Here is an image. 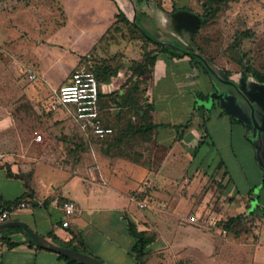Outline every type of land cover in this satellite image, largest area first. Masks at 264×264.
I'll use <instances>...</instances> for the list:
<instances>
[{"label": "rangeland", "instance_id": "374dc122", "mask_svg": "<svg viewBox=\"0 0 264 264\" xmlns=\"http://www.w3.org/2000/svg\"><path fill=\"white\" fill-rule=\"evenodd\" d=\"M126 1L130 3L140 28L145 21L144 26L150 34H160V37L168 40H173L174 37L175 47L183 50L192 45L197 53L207 60L204 62L201 59L203 64L189 67L185 58L188 56H185L174 62L179 65L178 68L173 67L170 56L163 54L164 57L161 58L165 61L160 58L157 61L153 76L156 86L154 85L151 99L156 101L159 112L165 109L170 116L181 115L184 123L195 108L192 101L195 99L197 110L194 118L189 119V123L199 139L204 135L206 125L208 140L194 157L182 146L176 145L169 154L168 162L164 164L165 172L172 177L171 181L176 180V175L181 173L195 174L197 169L199 176L186 178L178 185L158 181L156 188L148 189L155 198H158L163 188L171 193V197L179 195L182 189L188 190L190 197L199 195V199L207 194L208 200L213 195L203 217L213 216L212 219L218 221L248 212L252 200L247 194L251 191L257 198L255 202L264 206V189L260 185L264 177V110L255 99L258 82L251 75L243 81V65L250 66L264 75V0H174V6L172 0H165L167 11L181 5L195 14L202 15L207 4L212 8V15L207 18V23L193 39L191 34L189 40L192 41L189 42L186 41L187 30L178 28L172 15L163 14L160 10H151L152 6L148 7V2L139 4L136 0ZM100 3V0H0V65L2 69L5 66L7 80L6 88L2 91L7 97L22 96L16 102V118L24 127H31L33 132L41 135L42 144L58 145L59 152L51 153L54 156L60 154L62 163L70 162L75 169L89 153L75 154L73 150L69 153L68 149H73L69 145L77 144V138H73L76 130L70 126L68 131L67 126L58 120L57 113L48 110L54 91L59 89L62 82L69 81L77 69L85 66V59H90L91 55V59L95 61L105 59L99 56L105 55L109 59L114 56L125 63L126 68L121 69L123 75L118 88L122 87L130 80L129 64L134 60H141L143 55L142 43L131 40L127 27L119 20L115 23H98L100 19L96 12L103 8ZM131 11L129 9L130 14ZM162 15L173 22V27L167 24V28H160L156 34L155 27L160 25ZM114 17L118 18L117 15ZM146 22L156 23L147 27ZM190 73L195 76L189 78ZM32 74L37 76L35 80L30 78ZM116 76H112L110 81H114ZM148 88L149 84L147 93ZM206 96L209 100L204 98ZM218 96L230 99L225 104H214L213 99ZM27 97L33 98L37 103L38 113H35L33 106L26 100ZM203 106L207 109L205 112ZM221 109L224 112L222 118L219 116ZM119 111H111L110 114L116 115ZM44 116L47 120L43 119ZM164 116L166 117V114ZM229 116L235 120H230ZM245 120L247 123H244ZM124 143L119 149L125 156L136 159L152 156V142L146 143L141 137H137ZM97 152L101 157L105 153L99 149ZM220 162L224 163L223 173L226 170L229 172L224 181H230L227 195L233 198L228 203L225 202L227 205L223 207V213L220 212L223 203L219 198L224 192L223 184L219 186V183L205 175L213 173ZM135 169L136 176L130 179L128 187L138 190L144 187L145 175L138 174L140 168ZM189 181L192 183L187 185ZM147 197H141L140 200ZM135 211L138 218L142 211L136 207ZM198 212L200 213L199 210ZM214 212H219V215L213 214ZM263 223L256 215L247 225L249 234L242 235L239 239H234L230 234L215 233L208 227L198 225L197 229L205 234L198 238L203 241L216 238L221 240V243H248L257 239L259 230V244L251 264H264ZM206 250H203L204 258H197L196 264H239L248 253L242 246L224 247L222 244L213 255L210 250ZM159 262L156 257L150 264H160Z\"/></svg>", "mask_w": 264, "mask_h": 264}, {"label": "crops", "instance_id": "0c3cea01", "mask_svg": "<svg viewBox=\"0 0 264 264\" xmlns=\"http://www.w3.org/2000/svg\"><path fill=\"white\" fill-rule=\"evenodd\" d=\"M172 1V5L174 6V2L176 1ZM100 2V4H103V8L98 13L96 12L100 19L98 23H115L119 18L114 16L119 11L123 12L129 21L137 23V18L134 17L130 8L131 5L126 0H121V2L119 0H100ZM147 2L148 7L152 6L151 10H157V12L160 10L163 14L172 15L170 13L171 10L167 11L165 9V0H163V8L165 10L159 8L153 1ZM148 7L146 8L149 9ZM183 7L180 5L177 8L182 9ZM129 9L132 12L131 14L129 13ZM145 13L147 14V12ZM165 18L163 16L159 26L153 25L154 27L156 26V34L160 28H167V24L173 27V22ZM155 23L146 22V25L148 27V25ZM144 24L145 21H143V26L141 25L142 29L155 42L167 47L180 49L179 47H175L176 41H174V37L173 40H168L160 37V34L154 36L150 34ZM189 39L190 37L187 33L186 41H191ZM181 40L183 44L184 38ZM100 53L103 54V52ZM162 55L158 59H162L164 57ZM164 55L169 56L167 54ZM99 56L100 58H107L105 55ZM185 58L189 67H193L190 57ZM170 59L173 60V67L178 68L179 65L174 63L179 61L177 60L178 58L170 56ZM163 60L165 61V59ZM3 68L0 65V197L3 202L11 203L27 191L24 181L20 178L10 177L8 175L9 171L14 175H31L30 184L34 190V194L33 199L26 201L27 208L15 211L8 221L0 225L11 222L23 223L37 234L54 243L56 241H71L73 233L80 234L86 244L87 253L103 261L105 264H137L133 252L135 243L128 233V221L131 220L136 224L139 231H153L158 235L156 241L149 247L152 252V258L147 264L153 262V259L156 257L159 258L160 264H196L197 258H204L203 250H210L213 255L221 244L224 247H244L249 253V257L247 253L245 258L240 260L239 264H251L252 258H255L257 244H259V230L257 239L255 241H248V243L245 241H222L221 243V240H216V238H212L209 241L199 240L198 237L205 234L199 231L197 229L198 225L191 223L189 218L191 214H198L203 217V213L207 210L208 203L213 198V195H211L208 201L206 200L207 194L199 199V195H192L190 197L189 191L182 189L179 195L171 197V193L166 188H163L158 198H155L153 193L148 189L150 187L144 185V187L138 190L128 187L130 179L136 176L135 168L141 169L138 173L139 175H145L143 182L145 183V181L150 180L154 183L153 187L155 188L158 181L162 183L166 181L169 184L178 185L182 184L186 178H195L200 175L199 169H197L195 174L188 172L181 173L176 175V180L173 179L171 181L172 177L165 172L164 167V164L168 162V158L170 157L169 154L176 145L182 146L187 153L193 154V157L194 154L196 156L197 152H199L200 141L206 133H204L200 140L198 135L195 134L192 124L189 123V119L194 118V113L197 110L195 99L192 100L195 108H193V112L190 113L188 119L184 118L186 119L184 123L181 120V115L170 116L165 109L159 112L156 101L151 99L155 105L153 114L154 123L158 125V128L154 130L152 140V156L136 159L130 156L119 155L120 149L117 147L111 149L109 153H104L103 157H101L97 150L94 149L89 152V155L85 156L84 160L77 165L78 168L75 169L73 168L74 165L70 164V162L69 164L62 163L59 158L60 154L54 156L51 153L55 151L59 152L58 145H45L36 141V136L39 134L33 132L31 127H24L23 123L16 118L14 114L15 106L18 104L16 102L22 96L7 97L4 94L5 92L2 90L6 88L7 80L5 66ZM154 72L155 68L152 75L144 77V80H147L149 84L147 95L150 98L153 95L154 85L156 86L154 84L156 83L153 77ZM122 75L123 72L120 70L116 78H114L117 88L121 82ZM194 76L195 74L190 73L188 77L192 78ZM64 82L67 83L68 81ZM64 82L59 87L65 84ZM214 98H218V103L220 104L219 96ZM26 100L33 106L35 113H38L37 103L33 101L34 99L27 97ZM117 111H119V108H112V112L116 113ZM164 114H166V117ZM223 114L224 112L221 109L219 116L222 118ZM57 116L59 117L58 120H62L68 114L64 111H59ZM34 117L35 124H37L36 114ZM229 118L230 120H235L230 116ZM43 119L47 120L46 116ZM186 125L185 129L178 131L177 127ZM243 125L245 126V124ZM207 140L208 138L205 139V143ZM221 163H219L213 173L205 175L215 180L214 182L217 184L227 185L226 188H223L224 192L219 197L223 203L220 207V212L223 213V207L233 198L227 195L230 181L225 183L224 180L227 178L229 172L226 170L223 173L222 168L224 166L219 167ZM221 176H223L222 179H220ZM263 178L260 184L262 189H264ZM191 183L192 181H189L187 185ZM145 192L149 193L147 199L140 200L141 195ZM252 193L251 191L247 194L252 200L251 208L253 209L257 205L264 208L259 202H255L257 198ZM195 197L200 201L196 200ZM194 199L195 203H193ZM258 199H260V195ZM65 201H73L77 205L76 214L70 218L66 217L61 209V205ZM142 201H148L149 207L141 209L139 205ZM226 201L227 203H225ZM135 207L142 211L138 218L135 214ZM151 207L153 209H150ZM213 214L219 215V212H214ZM67 219L70 221V226L64 228L62 223ZM260 219L264 222L263 216ZM51 235L55 237V241L51 238ZM4 238L8 239L11 243H16V246L9 247L4 242ZM31 241L33 240L30 236L20 227L14 226L3 231L0 234V264H70L68 261L60 258L58 254L49 250L39 249L37 246L32 245Z\"/></svg>", "mask_w": 264, "mask_h": 264}, {"label": "trees", "instance_id": "16d2710c", "mask_svg": "<svg viewBox=\"0 0 264 264\" xmlns=\"http://www.w3.org/2000/svg\"><path fill=\"white\" fill-rule=\"evenodd\" d=\"M147 1H153L159 8L165 10L163 8V0H136V2L139 4ZM205 9L206 11L202 15L195 14L186 7H183L182 9L174 7L170 11V13L172 15L187 13L199 19L197 28L194 30V32H192L191 38L193 39L197 32L200 31L202 27L207 23V18L212 15V8L208 4L205 6ZM117 16L119 18V21L127 27V30L130 34V39L142 43V58L138 61L134 60L131 62V64H129L130 66L128 65L129 71L131 73L128 83L122 87H119L112 96L102 98L100 101V115L102 121L105 126L112 127L114 129V136L111 140H97L90 131L82 130L80 124L69 115L66 116V118L60 120V122H62V125L67 126L66 129L68 131L70 126H72L74 130H76V137L74 136L73 138H77L78 145H69L73 148L71 150L68 149L69 153L72 152V150L75 154L87 152L89 153L94 149H99L100 151L109 153L111 149L120 147L122 143L125 144L124 142H130L137 137H141L142 140L146 141V143L152 142L154 137V130L158 128V125L154 123L153 114L155 105L150 96L147 95L148 81L144 80V77L153 74L158 57L161 54H167L173 58H183L185 56H189L193 67L199 63L203 64L202 60L204 62H207V60H205L201 54L197 53L192 45H190L187 50L164 46L161 43L155 42L153 39H151L145 33V31L138 26L137 23L129 21L125 17L123 12L119 11ZM242 35L247 36L246 34ZM91 57H89L90 59L88 60L85 59V66L82 67H85L89 72H92L97 77L99 82H109L112 76L117 75L122 68H126L125 63L120 61L119 58L116 59L114 56L110 59L105 58L99 61H95V59H91ZM241 64H243V60L241 61ZM243 69L245 74L244 77L247 78L248 75H251L258 83L264 84L263 74L247 65H243ZM205 71L209 74L207 70ZM204 98L209 100L207 96ZM213 102L214 104L215 102L218 103V98H214ZM113 107H117L120 109L118 114H110ZM203 109L204 111L207 110L205 106H203ZM50 112L58 113L59 111ZM186 127L187 125L177 127V129L178 131H181ZM204 129V133H206V135L200 141L198 148H200L201 145L205 143V139L208 138V131L205 125ZM118 153L119 155L121 154L125 156L124 153H121V151ZM222 166H224L223 163H221L219 167ZM8 175L12 178L22 179L27 191L24 193V195L11 203L3 202L0 197L1 211L26 202L28 201V199H33L34 194V190L32 189L30 184L31 175H14L11 171L8 172ZM219 186H221V184H219ZM226 187L227 185H222V189ZM148 195L149 194L145 192L141 195V197L145 198ZM256 215L259 217H264V208L260 205H257L253 209L250 206L248 208V212L246 213H241L236 216H231L229 218L219 220V230H210L213 232L215 231V233L218 232L219 234H222V230H226L227 234H230L234 239H239L242 237V235L249 234L250 231L247 225L254 220ZM128 233L133 238L135 243L133 252L135 254L136 263L147 264L148 261L152 258V252L149 247L156 241L158 237L157 233L153 231H139L136 224L131 220L128 221ZM72 236L73 239L71 241H56L55 243L64 247L87 253V247L81 235L73 233ZM51 238L55 241V237L53 235H51ZM4 242H6L9 247L16 246V243H11L8 239L5 238ZM74 243L77 245H75ZM31 244L37 246L33 241H31ZM59 256L60 258L68 261L70 264H81L62 255Z\"/></svg>", "mask_w": 264, "mask_h": 264}, {"label": "built area", "instance_id": "2783aa9c", "mask_svg": "<svg viewBox=\"0 0 264 264\" xmlns=\"http://www.w3.org/2000/svg\"><path fill=\"white\" fill-rule=\"evenodd\" d=\"M30 78L35 80L37 76L32 74ZM116 90L117 86L115 81L99 82L92 72H89L85 67H81L73 73L67 83L61 85L54 92L52 102L49 104L48 109L53 112L64 111L80 124L82 130L90 131L99 141H108L113 138L114 129L104 125L100 115V101L102 98L112 96ZM36 141L42 142L43 137L37 135ZM144 185L153 188L154 183L147 180ZM27 207V203L23 202L1 211L0 224L8 221L15 211ZM139 207L146 209L149 207V202L142 201ZM61 209L66 217L70 218L76 214L77 205L73 201H65L62 203ZM189 220L193 224L208 227L215 231L219 230L218 219L193 214ZM62 226L68 228L70 221L68 219L65 220ZM221 233L226 235L227 231L222 230Z\"/></svg>", "mask_w": 264, "mask_h": 264}, {"label": "water", "instance_id": "95a60500", "mask_svg": "<svg viewBox=\"0 0 264 264\" xmlns=\"http://www.w3.org/2000/svg\"><path fill=\"white\" fill-rule=\"evenodd\" d=\"M173 19L175 20L178 28H184L187 30L189 37L191 36L192 32L197 28L199 24V19L193 17L187 13H180L178 15H172ZM246 77H243V81L245 82ZM256 98L259 102L260 106L264 110V84L258 83ZM255 97V96H254ZM220 104H225L228 102L230 97H219ZM247 119V118H246ZM240 120V119H239ZM244 123H247L245 120ZM20 227L26 231V233L30 236L33 242L41 249L52 251L58 255H62L74 261H77L81 264H105L103 261L99 260L98 258L89 255L88 253L81 252L78 250H74L72 248L64 247L54 242L50 241L49 239L42 237L41 235L34 232L30 229L27 225L19 222H11L0 225V234L10 227Z\"/></svg>", "mask_w": 264, "mask_h": 264}]
</instances>
